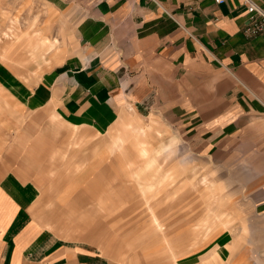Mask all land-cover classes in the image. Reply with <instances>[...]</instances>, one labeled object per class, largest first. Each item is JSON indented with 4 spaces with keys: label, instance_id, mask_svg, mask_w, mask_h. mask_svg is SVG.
<instances>
[{
    "label": "crops",
    "instance_id": "1",
    "mask_svg": "<svg viewBox=\"0 0 264 264\" xmlns=\"http://www.w3.org/2000/svg\"><path fill=\"white\" fill-rule=\"evenodd\" d=\"M249 1L264 10V0H0V264H138L98 249L141 215L132 201L110 208L114 182L128 179L113 141L123 148L133 121L148 133L147 147L135 142L144 158L128 156L132 173L145 162L147 216L120 249L138 261L161 235L158 253L184 250L158 264H264V33L246 34ZM181 138L222 175L201 182L206 215L194 230L152 204L181 166L159 158L180 152ZM160 161L173 172L154 169Z\"/></svg>",
    "mask_w": 264,
    "mask_h": 264
},
{
    "label": "rangeland",
    "instance_id": "2",
    "mask_svg": "<svg viewBox=\"0 0 264 264\" xmlns=\"http://www.w3.org/2000/svg\"><path fill=\"white\" fill-rule=\"evenodd\" d=\"M131 124H133L132 127L130 126V122H128V124L124 127V134L121 135L123 136L122 139L124 140V143L122 144L124 146L123 148H121L120 143H118V140H117L118 136H116V138L113 141L114 152L112 154H116L118 156V159L120 160V164H121L119 171H121V173L126 171V176H127L126 178L128 179L126 181L127 182L126 184L122 181L114 182L112 190L116 192L117 198L115 199V201H117V204L114 207L111 206L110 208L111 210L118 209V208L121 209V208H124L125 205H128L130 201H132L134 210L139 211L141 215L140 217L131 215V217L127 220H130V219H133V220L131 222H128L127 225L120 226V228L122 229L126 228L128 229V231L124 232L120 230L114 234L113 238H115L116 241H113V243L115 245H112L111 247L110 245L109 247H101V248L98 247V249L100 251L108 252V253L115 252L116 260L120 262L132 261L138 264H158L157 262H153L151 260L155 259L156 257H160V258L163 257L164 261L166 260L167 263H173V261H175L178 258V255L184 250V248L182 249V247L173 245V248L175 251V257L171 256L172 254L170 253V251H168L169 249H167L168 248L167 246L166 248L164 247L162 249V253H158L156 244H159V242H161V235H158V237L157 235H155L154 238L149 240L150 242L147 243L148 245L142 248L143 255L139 254L138 261H135V258H134L136 257L134 255L135 253H133V251H131L130 249H120V246H125L126 244H128L129 241L131 242V238L136 234V233H132L131 235L128 234V232H131V229L138 226L139 223H136V222L145 219L147 216L146 210H145L147 205H146V200L143 197L144 194L142 192V188H143L144 181L147 180L149 177L142 178L138 176V172H137L140 170V168L144 167L145 162L140 163V165L137 167V169L139 170H135L132 173L131 171L133 167L132 164H134L135 162L133 160H131L132 162H130L128 160V156L130 155L131 152H133V154L137 155L134 157V159L139 160L140 158H144L141 156V151H139V148H136L137 145L135 142L137 141V142H140L141 144L143 142V146L147 147L146 138H147L148 133H146L145 135H140L138 133V130L139 128H144V127L136 126L135 121L131 122ZM183 140L185 139L181 138L182 143H180L181 144L180 152H172V151L165 152L159 158V160L161 161L164 160L166 165H168V163L172 161L173 159L177 158L180 160L181 166H179L178 168H175L178 170L177 171L178 175L174 173L173 176H175V178H173L172 176L173 181L165 183V186L163 185L164 187L158 191L157 197L153 201L152 204L159 206L157 211L159 212V214L164 213L162 215H164V218L165 220H167V222H170L176 219L177 221H179L177 225L180 226L181 230H185L187 228H189V230H194L195 225L200 224L201 220L206 215L205 204H204V199H203L204 189L200 185L201 182H203L204 179H207L209 180V183L219 186L221 184L220 182H221L222 175H221L219 168L206 166V164L204 163V160H205L204 153L185 151V147L183 144L186 141L184 142ZM153 142H156V140H153ZM126 145H129L128 149L125 148ZM148 153H149V157H146V158L149 160L153 154L149 150H148ZM33 154L34 156H36L37 154H40V153L36 150V148H33L32 155ZM161 161L159 163L157 162V166L154 165V169L158 168L161 172L160 174L162 173L169 174L167 172H173L174 168L172 167L162 168L160 166ZM193 163L196 164L195 168L191 166ZM124 165L128 166L127 167L128 170L123 169ZM74 171H76V169H74ZM116 172L119 173L118 169ZM101 175L102 177H104V179H111L113 181V177L109 176L111 175L109 168L103 167L101 170ZM119 175L120 177H122V174L119 173L116 175L115 179H119L118 178ZM119 184L125 187V190L123 187L119 186ZM193 184L196 186H193ZM103 187L104 189L108 188L106 184H103ZM120 187L122 189H119ZM231 188L232 186L231 187L226 186L225 190L224 189L222 190H224V194L230 193L229 191L231 190ZM102 192L104 191L102 190ZM129 197L133 199L130 200ZM137 197H140V198H137ZM102 201L104 200L99 198L98 200L90 201V203L92 205H95V204L97 205V204H101ZM228 201H230L232 205H235L236 203L240 202L236 199L228 200ZM100 208L102 211L101 214L103 213L109 214L108 211L110 210L108 209V206L106 208H103L100 206ZM137 211L134 212V214H136ZM101 217L103 218L105 216L101 215ZM150 217L152 218L151 211H150ZM109 218L107 219L104 218V221H106V223H112L113 221L112 220L110 221ZM111 218H114V217H111ZM116 218L119 219L121 217L117 216ZM124 218L125 217H123V222L127 221ZM151 218H150V225L145 224L147 227L144 229L146 230L152 229ZM97 219H98V216H94L93 219L87 225L84 226V230L86 231L90 227H93V225L98 224L99 221H97ZM236 222L237 220H235L234 223H232L230 226L225 227V228L226 229L232 228L236 224ZM106 223H104L105 225H102L104 226L105 229L108 228V225H106ZM168 226L169 228H172V226H170L169 224ZM171 232H169L167 226L164 225V230L158 233L159 234H164V233L170 234ZM201 235L202 234H197V237ZM188 248L189 246L186 248V250H188Z\"/></svg>",
    "mask_w": 264,
    "mask_h": 264
},
{
    "label": "built area",
    "instance_id": "3",
    "mask_svg": "<svg viewBox=\"0 0 264 264\" xmlns=\"http://www.w3.org/2000/svg\"><path fill=\"white\" fill-rule=\"evenodd\" d=\"M216 3H222L224 0H215ZM248 12L251 15L252 23L246 29V34L250 37L264 33V10L256 4L249 1Z\"/></svg>",
    "mask_w": 264,
    "mask_h": 264
}]
</instances>
